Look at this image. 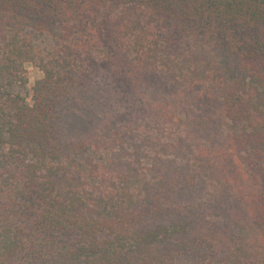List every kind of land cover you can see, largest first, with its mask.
<instances>
[{"label":"trees","instance_id":"obj_1","mask_svg":"<svg viewBox=\"0 0 264 264\" xmlns=\"http://www.w3.org/2000/svg\"><path fill=\"white\" fill-rule=\"evenodd\" d=\"M90 85L124 105L64 141L61 106ZM180 187L206 199L178 205ZM187 248L191 264H264V0H0V264Z\"/></svg>","mask_w":264,"mask_h":264},{"label":"rangeland","instance_id":"obj_2","mask_svg":"<svg viewBox=\"0 0 264 264\" xmlns=\"http://www.w3.org/2000/svg\"><path fill=\"white\" fill-rule=\"evenodd\" d=\"M26 75V84L16 87L13 91L24 97L27 103H30L32 101V88L41 78V72L36 66L29 65L26 67ZM158 98L163 99L160 93H156L154 100ZM124 102L119 92L109 87L97 88L92 85L81 89L73 87L59 111L61 139L64 141L76 140L96 133L107 120V117L122 109ZM150 125L151 123L146 125L145 122L141 121L135 134L138 133L141 139L145 133H149L151 137L152 135L147 129ZM157 131L160 134L163 130ZM206 196L207 192L199 187H180L172 194L174 202L178 205L197 204L205 200ZM190 250L191 248L183 250L182 255L174 254L170 261L161 264H191L198 258V254L196 251ZM209 260L204 259L202 263L208 264ZM212 261L213 264L216 263V260Z\"/></svg>","mask_w":264,"mask_h":264}]
</instances>
